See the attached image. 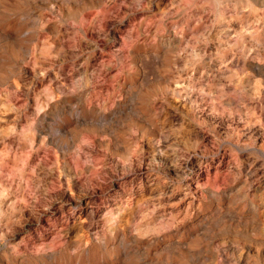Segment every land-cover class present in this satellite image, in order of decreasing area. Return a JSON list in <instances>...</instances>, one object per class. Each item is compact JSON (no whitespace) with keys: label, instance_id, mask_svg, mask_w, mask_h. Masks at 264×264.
Wrapping results in <instances>:
<instances>
[{"label":"clouds","instance_id":"1","mask_svg":"<svg viewBox=\"0 0 264 264\" xmlns=\"http://www.w3.org/2000/svg\"><path fill=\"white\" fill-rule=\"evenodd\" d=\"M0 264H264V0H0Z\"/></svg>","mask_w":264,"mask_h":264}]
</instances>
